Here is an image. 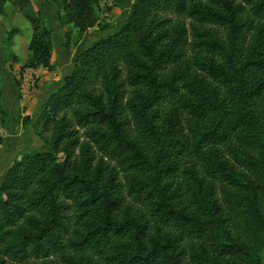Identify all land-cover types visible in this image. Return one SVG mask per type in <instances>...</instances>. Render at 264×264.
Masks as SVG:
<instances>
[{
  "label": "trees",
  "instance_id": "trees-1",
  "mask_svg": "<svg viewBox=\"0 0 264 264\" xmlns=\"http://www.w3.org/2000/svg\"><path fill=\"white\" fill-rule=\"evenodd\" d=\"M51 1L79 39L99 24L98 0ZM7 2L32 28L26 66L52 68L43 11ZM35 126L49 149L0 183V264H263L264 0H131Z\"/></svg>",
  "mask_w": 264,
  "mask_h": 264
},
{
  "label": "rangeland",
  "instance_id": "rangeland-1",
  "mask_svg": "<svg viewBox=\"0 0 264 264\" xmlns=\"http://www.w3.org/2000/svg\"><path fill=\"white\" fill-rule=\"evenodd\" d=\"M32 2L35 9L43 11L49 26L53 29L55 44L52 61L54 62L53 67L48 68V70L55 72V74L43 70L38 71L37 67L26 66L27 59L17 66L18 61L13 57L15 51L12 46L13 39L12 42L7 41V32L11 28L17 27L22 32L23 37H27L31 26L15 8L11 14L0 16V88L2 90L0 107L5 111V114L0 113V120L3 116L7 122L10 121V125L8 126L6 122L4 127L7 130H4L0 125V133L9 135L8 141L0 144V158L8 153L11 154L10 157L17 156L18 158L30 151L49 149L38 136L37 132L40 127L35 126L43 102L56 89L63 77L72 71L75 58L81 50L90 46L94 40L114 33L122 26L128 16L131 0H98L96 5L99 24L89 29L82 39L78 38V30L72 25L65 27L60 25L57 19L58 8L54 2L51 0H32ZM14 20L15 22H13ZM66 29L72 31L69 51L64 46L67 40ZM22 43L25 46V40H22ZM49 74L55 77V80H52V87H49V79H47ZM28 80L33 82L27 83ZM24 84H26V89ZM4 102L7 107H13L14 110H17L16 116L12 114L10 117ZM11 148L13 152L10 151ZM108 162L110 168L115 166L119 171L120 168L116 161L108 160ZM5 170L7 169L2 168L0 170V180H2ZM119 178L123 179L121 173ZM262 259L264 264V252Z\"/></svg>",
  "mask_w": 264,
  "mask_h": 264
},
{
  "label": "crops",
  "instance_id": "crops-1",
  "mask_svg": "<svg viewBox=\"0 0 264 264\" xmlns=\"http://www.w3.org/2000/svg\"><path fill=\"white\" fill-rule=\"evenodd\" d=\"M5 11L7 12V14H11L13 11H14V6L10 3V2H7L5 4ZM18 15L20 13H17ZM15 22V20L13 21ZM31 33H32V28L29 27V35L27 37H23L22 35V32L19 31L17 34H15V36L13 37V49L15 50L14 51V55L17 57V66H19L20 64L24 63V61L28 58L29 56V50H28V45H29V42H30V39H31ZM24 38V39H22ZM22 40H25V46L24 44L22 43ZM23 49V50H22ZM54 62V61H53ZM37 70L38 71H41L43 70L44 72H49V73H52V74H55V72H51L50 70H48V68L42 66V65H39L37 66ZM52 74H49L47 76V79L48 80V83H49V87H52L53 85V81L52 80H55V77L53 76L52 77ZM58 83V82H57ZM56 85V84H55ZM6 103L4 102V105ZM7 108V110L9 111L10 113V117H12V114L16 116L17 114V110H14V108L12 107H7V105H5ZM19 110V109H18ZM7 125L9 126L10 125V121L7 122ZM6 128H4L5 130ZM7 130V129H6ZM5 140L3 141L4 143H6V141H8V134H5V135H2ZM13 152V149L11 148V150ZM10 153L2 156L0 158V170L3 168V169H7L12 165L13 161L17 158V156L15 157H10ZM5 170V171H7ZM6 173V172H5ZM3 179V178H2ZM2 180H0V183H1Z\"/></svg>",
  "mask_w": 264,
  "mask_h": 264
},
{
  "label": "built area",
  "instance_id": "built-area-1",
  "mask_svg": "<svg viewBox=\"0 0 264 264\" xmlns=\"http://www.w3.org/2000/svg\"><path fill=\"white\" fill-rule=\"evenodd\" d=\"M31 82H33V81H31V80L27 81V83H31ZM24 88L26 89V84H24Z\"/></svg>",
  "mask_w": 264,
  "mask_h": 264
}]
</instances>
